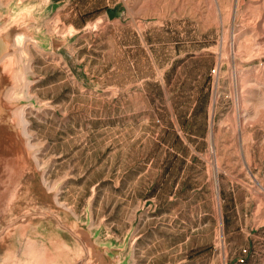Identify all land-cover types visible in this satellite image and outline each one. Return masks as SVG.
<instances>
[{
  "label": "rangeland",
  "instance_id": "374dc122",
  "mask_svg": "<svg viewBox=\"0 0 264 264\" xmlns=\"http://www.w3.org/2000/svg\"><path fill=\"white\" fill-rule=\"evenodd\" d=\"M0 264H264V0H0Z\"/></svg>",
  "mask_w": 264,
  "mask_h": 264
},
{
  "label": "water",
  "instance_id": "95a60500",
  "mask_svg": "<svg viewBox=\"0 0 264 264\" xmlns=\"http://www.w3.org/2000/svg\"><path fill=\"white\" fill-rule=\"evenodd\" d=\"M110 18L122 16V12L119 9H108Z\"/></svg>",
  "mask_w": 264,
  "mask_h": 264
},
{
  "label": "bare ground",
  "instance_id": "6f19581e",
  "mask_svg": "<svg viewBox=\"0 0 264 264\" xmlns=\"http://www.w3.org/2000/svg\"><path fill=\"white\" fill-rule=\"evenodd\" d=\"M23 36H20V35H17V38H16V40H15V43H17V44H21L22 42H23V38H22ZM21 115H22V122H24L25 124H26V122H25V119H24V115H23V111L21 110ZM26 126V125H25Z\"/></svg>",
  "mask_w": 264,
  "mask_h": 264
}]
</instances>
